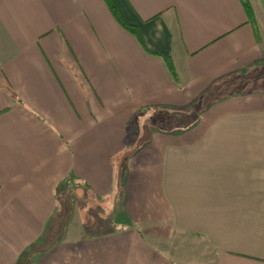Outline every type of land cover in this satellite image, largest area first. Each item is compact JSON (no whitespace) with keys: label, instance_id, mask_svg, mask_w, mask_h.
I'll use <instances>...</instances> for the list:
<instances>
[{"label":"crops","instance_id":"1","mask_svg":"<svg viewBox=\"0 0 264 264\" xmlns=\"http://www.w3.org/2000/svg\"><path fill=\"white\" fill-rule=\"evenodd\" d=\"M115 2L151 52L106 0H0V264H173L148 240L175 230L264 264V89L191 112L262 77L264 0ZM151 109L172 128L128 150Z\"/></svg>","mask_w":264,"mask_h":264},{"label":"rangeland","instance_id":"2","mask_svg":"<svg viewBox=\"0 0 264 264\" xmlns=\"http://www.w3.org/2000/svg\"><path fill=\"white\" fill-rule=\"evenodd\" d=\"M256 73L262 77L259 80L254 79V82L246 83L245 85H243L245 83L243 80L245 79H242L240 76L233 77V83L235 84L232 85L231 90H241V92H243L245 89L249 88L253 90L264 89V69ZM215 96L216 95H212L211 97ZM204 103L205 100H203L202 104ZM196 111L200 112L201 106L197 108L194 107L191 110L193 114ZM189 114L190 113L187 115ZM166 115L167 113H157L156 109H151L148 112L136 113L128 127V131L132 136L128 139V150L133 149L137 144H141L144 141L146 142L150 133L152 131H157L156 129H171L172 127H170V125H172V122H166L165 117L166 119H172L174 116L170 115V117H167ZM176 123L178 124V122ZM185 123L186 122H182L181 124ZM169 226L170 223H165V229L167 228L169 231L170 229L173 230V228H169ZM148 241L150 243L152 242L151 244L154 245L156 251L160 255H163L166 261H171L173 264H215L216 252L199 236L175 230L165 236L159 235L158 237H153V239H149Z\"/></svg>","mask_w":264,"mask_h":264},{"label":"trees","instance_id":"3","mask_svg":"<svg viewBox=\"0 0 264 264\" xmlns=\"http://www.w3.org/2000/svg\"><path fill=\"white\" fill-rule=\"evenodd\" d=\"M246 12L248 14V18L250 19V21L254 22L255 21V17H254V12H253V8L251 5L250 0H241ZM106 3L108 5V7L110 8L112 14L114 15V17L116 18V20L118 21V23L124 27L126 30H128L129 32L133 33L138 42L140 43V45L146 49L147 51L151 52V50L147 47L146 42L141 34V32L139 31L138 27L129 23L123 16V14L121 13V11L119 10L115 0H106ZM158 55L162 56L166 66L168 68V70L170 71L172 77L176 80L179 81V77H178V73L175 67V64L173 62L172 56L170 54H166V53H157ZM237 72V71H235ZM228 73L226 75H223L217 79H215L203 92L202 94H204L202 96V98L205 100V103L202 104L203 100L200 101L201 98H196L193 103H198L197 106H201V111H204L206 108L210 107L213 103H215L219 98L226 96V95H232V94H237V93H242L241 90H231V87L234 82V73ZM243 82H245L243 85H245L246 83H250V82H254V80H243ZM246 90H248V92H251L253 89L249 88V89H245V91L243 92H247ZM212 95H216L215 97H211ZM209 96V97H208ZM167 107H171V105H165ZM198 106V107H199ZM200 112L196 111L194 112V115H199ZM191 117V115H187L186 119H184V121H187L189 118Z\"/></svg>","mask_w":264,"mask_h":264}]
</instances>
